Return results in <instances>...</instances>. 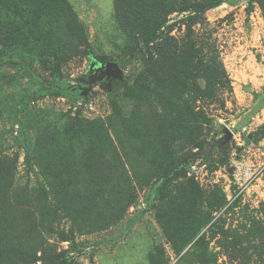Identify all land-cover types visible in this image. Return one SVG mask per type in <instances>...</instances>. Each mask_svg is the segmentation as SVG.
I'll use <instances>...</instances> for the list:
<instances>
[{"label": "rangeland", "instance_id": "rangeland-1", "mask_svg": "<svg viewBox=\"0 0 264 264\" xmlns=\"http://www.w3.org/2000/svg\"><path fill=\"white\" fill-rule=\"evenodd\" d=\"M197 1L0 0V51L49 87L120 66L162 23L122 80L86 98L0 64L11 264H264V1ZM81 127L96 135L77 139ZM99 135L92 164L99 150L79 147Z\"/></svg>", "mask_w": 264, "mask_h": 264}, {"label": "trees", "instance_id": "trees-1", "mask_svg": "<svg viewBox=\"0 0 264 264\" xmlns=\"http://www.w3.org/2000/svg\"><path fill=\"white\" fill-rule=\"evenodd\" d=\"M5 2L8 0H4ZM118 2V0H116ZM224 0H200L195 2V8L194 10L198 13V12H202L207 8H215L217 6H219ZM257 2H259L260 4L263 3L264 0H256ZM148 2L150 3L152 9L156 8L157 2L156 0H148ZM189 9L188 5H185L183 7H179L178 11H186ZM162 11H165L166 14L171 13L173 11V9L171 8H166L165 5L162 6ZM155 24V25H154ZM162 23H160L159 20L155 21V23L153 22V24L151 25H146L147 27H144L143 31H144V39H143V46L142 47H149L152 43H154L155 41H157L159 35H158V31L159 29L162 27L161 26ZM141 48H136L134 49L129 58L127 60H125L120 66L121 68H124L128 63H130L137 55V51H140ZM1 63H8L10 65H14V66H18L20 68V72L21 75L24 77H29L30 81L32 84L36 85L40 90L42 91H50V92H55L58 95H61L63 97H67L70 100H75L76 98H78L79 96H81V94L83 92H80L76 86H71L68 83H58V82H54V84L49 87L47 85H44L42 83V80L39 76H37V74H35L32 69L27 66L25 63H23L20 60L15 59L14 55L10 52H4V51H0V64ZM72 88L74 90H72ZM90 124V123H89ZM89 125H87L86 127H88ZM89 128V127H88ZM69 131H72V128L69 129ZM73 133L76 134L77 139L78 138H83L89 135H96L95 132H92L90 130H88L87 128L81 127L80 130H73ZM69 137V136H68ZM103 139H105L104 136L99 135V137H97L94 140H91L87 143V146L85 147V143L83 145H81L79 148H83L84 151H79L82 153V155L85 157L86 155H91L93 156L98 150V152L91 157V161L92 164H94L97 161H101L100 158H102V156H106V152L104 149H102L103 145L101 140L103 141ZM80 144V143H79ZM108 155V154H107ZM97 156V159H94V157ZM81 160V159H80ZM82 162V161H81ZM77 163L79 164V162L77 161ZM105 167L102 165V167L99 165V163H97V172L100 171H104ZM3 172H1V168H0V264L2 262V259L5 260V264H11V262H13V256L12 253L10 251H8L7 247L10 245V243L12 242V235H10V232L8 230V228L2 224V216H3V208L5 207L6 204L10 205L11 200H9V196L11 193V188L8 186H3L2 183V179L5 178L7 181H9V177L8 176H2ZM76 179V176L74 177V180ZM73 183V182H72ZM74 184V183H73ZM71 184L70 187L71 189L74 188V185ZM59 185H62V183H59ZM59 185H57V187H60ZM69 187L67 192L69 191ZM63 190V189H62ZM70 194V193H69ZM75 195H69V201H71L72 198H75ZM42 250V254L40 256V260L44 261L45 259H47V255H46V251L45 249H41ZM19 261H22L26 264H31V262L33 261V255L30 257V260L28 258H25L21 255V257H19ZM28 261V263L26 262ZM60 264H69L68 259H63L62 261H60Z\"/></svg>", "mask_w": 264, "mask_h": 264}, {"label": "water", "instance_id": "water-1", "mask_svg": "<svg viewBox=\"0 0 264 264\" xmlns=\"http://www.w3.org/2000/svg\"><path fill=\"white\" fill-rule=\"evenodd\" d=\"M93 67L94 68L92 69H94L95 74L81 81V84L86 85V89H85L86 92L89 91L93 87V85L99 81L106 80L107 85L111 86L113 80L123 79V71L117 63L114 62L100 63L98 64V66L96 63H94ZM81 84L79 85V87H81ZM74 89L72 88V90ZM81 96L86 98L87 93H82Z\"/></svg>", "mask_w": 264, "mask_h": 264}, {"label": "flooded vegetation", "instance_id": "flooded-vegetation-1", "mask_svg": "<svg viewBox=\"0 0 264 264\" xmlns=\"http://www.w3.org/2000/svg\"><path fill=\"white\" fill-rule=\"evenodd\" d=\"M95 74V72H93L90 76H93ZM77 89L80 91V92H84L85 89H86V85L84 84L83 86L79 87V85L77 86Z\"/></svg>", "mask_w": 264, "mask_h": 264}]
</instances>
